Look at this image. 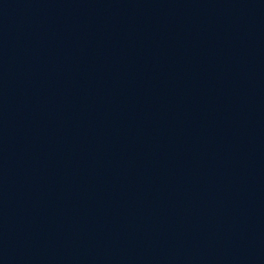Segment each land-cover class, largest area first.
I'll use <instances>...</instances> for the list:
<instances>
[{"label": "water", "instance_id": "obj_1", "mask_svg": "<svg viewBox=\"0 0 264 264\" xmlns=\"http://www.w3.org/2000/svg\"><path fill=\"white\" fill-rule=\"evenodd\" d=\"M0 264H264V0H0Z\"/></svg>", "mask_w": 264, "mask_h": 264}]
</instances>
